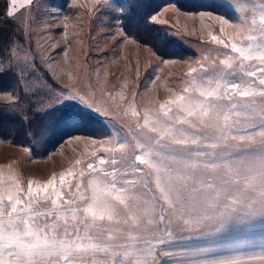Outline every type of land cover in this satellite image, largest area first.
<instances>
[{
  "label": "snow or ice",
  "instance_id": "snow-or-ice-1",
  "mask_svg": "<svg viewBox=\"0 0 264 264\" xmlns=\"http://www.w3.org/2000/svg\"><path fill=\"white\" fill-rule=\"evenodd\" d=\"M104 7L121 27L131 12L114 0ZM255 25L242 31L258 36L239 42L211 35L230 50L217 49L224 59L191 68L187 87L146 109L131 140L103 149L107 157L76 160L78 171L43 185L10 176L5 187L0 176V264H154L173 231L207 240L184 264L264 261V243L259 252L218 251L233 226L264 225V13ZM12 68L0 58V75Z\"/></svg>",
  "mask_w": 264,
  "mask_h": 264
},
{
  "label": "rangeland",
  "instance_id": "rangeland-1",
  "mask_svg": "<svg viewBox=\"0 0 264 264\" xmlns=\"http://www.w3.org/2000/svg\"><path fill=\"white\" fill-rule=\"evenodd\" d=\"M211 1L220 10H185L169 3L147 18L154 30L150 38L159 42L162 51L170 52L167 44L180 47L175 49L176 55H167L141 42L124 24L121 27L117 14L104 7V0H32L30 4L7 0L2 23L9 21L14 26L10 47L13 41L17 47L15 55L4 60L13 65L16 82H8L11 89L0 91V106L12 105L27 121L31 116L70 108L94 115L107 129L102 136H70L42 158H33L30 148L0 136L4 186L12 185L10 176L23 187L29 180L34 186L43 185L69 168L78 171L76 160L91 159L94 153L107 157L103 149L116 147L124 136L131 140L135 121L142 123L146 109H158L187 87L191 68L224 59L217 49L230 50L212 43L211 35L226 42L229 36L237 42L247 35L258 36L257 32L242 31V25L247 27L255 19L259 27L264 0ZM69 95L80 99H68ZM84 102L92 107H85ZM133 110L140 115L134 117ZM156 193L159 195L158 190ZM262 236L264 225L259 223L251 228L233 226L218 251L259 252ZM206 245V239L191 231H173L169 242L158 246L154 264H184L193 256L190 249ZM164 251L172 255L165 256Z\"/></svg>",
  "mask_w": 264,
  "mask_h": 264
},
{
  "label": "trees",
  "instance_id": "trees-1",
  "mask_svg": "<svg viewBox=\"0 0 264 264\" xmlns=\"http://www.w3.org/2000/svg\"><path fill=\"white\" fill-rule=\"evenodd\" d=\"M114 2L131 9L128 18L124 21L125 29L135 33L141 42L150 43L156 51L159 50L167 55H176L175 49L180 50V47L167 44L170 52H164L159 42L150 38L154 30L146 23V20L151 14L169 3H176L185 10L209 7L213 10H220L211 0H114ZM7 5V0H0V58L3 59L9 56L10 44L14 35V26L11 22L2 23ZM131 25L134 30L131 29ZM156 35L165 40L159 32ZM8 82H16L11 71L0 75V91L11 89L7 86ZM11 106H0V136L4 139H11L15 144L30 148L33 158L46 156L70 136L77 134L102 136L107 129L103 122L94 115L70 108H60L46 114L31 116V119L27 121L22 115L15 113Z\"/></svg>",
  "mask_w": 264,
  "mask_h": 264
}]
</instances>
